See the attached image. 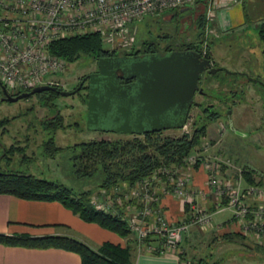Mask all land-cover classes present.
<instances>
[{
	"label": "rangeland",
	"instance_id": "374dc122",
	"mask_svg": "<svg viewBox=\"0 0 264 264\" xmlns=\"http://www.w3.org/2000/svg\"><path fill=\"white\" fill-rule=\"evenodd\" d=\"M263 3V0H247L244 7L241 5L240 8L244 25L228 32L218 29L216 20L211 15L215 10L211 1L193 10H164L156 14L157 16L148 15L129 24L126 30L111 35L112 41L110 38L108 42L104 41L100 34L104 47L110 52L113 51L112 53L133 50L134 46L139 48L143 41L164 39L168 35L172 36L174 43H182L196 39L194 37H197L198 28L195 21L199 15H205L207 22L202 52H205L206 45L209 44L210 55L216 65L214 67L218 70L203 73L201 85L213 97L226 98L230 103H241L238 106L239 111H244L243 116L235 118L232 122L227 113L225 115L224 108H218L220 115L207 123L206 135L201 141H213L205 155L222 154L230 158L234 165L255 169L257 178L262 180L264 186V43L257 34V26L264 21ZM93 60L90 56H81L71 63L65 61L63 71L53 74L50 79L57 81L64 90H73L79 76L92 70ZM257 79L261 81L258 82ZM207 80L213 85L217 83L218 86L208 87L205 85ZM231 89L234 90L233 93ZM250 92H254L258 97L249 94ZM84 94L81 90L80 93L68 96L59 95L50 100L55 104L53 107L45 105V99L37 94L15 102L2 101L0 168L3 171L29 173L57 181L76 192L92 189L91 198L99 194L103 188L96 187L93 178L79 176L73 172L72 146L89 140L126 139L131 138L133 134L103 132L96 128L99 123L89 125ZM204 100L209 101L210 98L206 97ZM197 112V108H192L184 127L166 129L161 131L160 135L177 137L190 131L194 114ZM56 114L61 116L63 124L62 128L53 134L54 143L61 149L48 152L44 141L50 133L43 129V122L52 119ZM223 127L221 132L219 128ZM20 147L22 149H16ZM11 148L13 150L12 153L8 152V161L3 155ZM230 215V210L224 209L213 216V222L216 225ZM109 233L114 236L116 234L112 231ZM253 235H244V238L228 241L221 237V232L214 229L203 233L197 227H192L188 239L184 240L183 237L180 244L188 258L194 254L195 258H204L210 263L218 261L219 264H264V230L258 237Z\"/></svg>",
	"mask_w": 264,
	"mask_h": 264
},
{
	"label": "built area",
	"instance_id": "2783aa9c",
	"mask_svg": "<svg viewBox=\"0 0 264 264\" xmlns=\"http://www.w3.org/2000/svg\"><path fill=\"white\" fill-rule=\"evenodd\" d=\"M193 1L0 0V81L9 93L42 84L59 86L50 78L62 72L66 62L47 50L54 40L99 32L104 41H112L111 35L146 15ZM219 129L222 132L224 127ZM210 144L209 140L201 142L185 157L184 166L161 167L127 191L124 184L115 186L112 194L102 189L90 201L98 210L120 213L138 246L151 253L178 249L190 226L203 232L219 228L213 225L212 211L206 205L209 194L214 209L231 211L235 231L258 237L264 230V186L246 182L244 167L234 165L230 158L206 156ZM194 169L205 173L207 190L193 188ZM228 169L231 172L224 174ZM169 194L187 206L186 218L170 221L165 217L159 202Z\"/></svg>",
	"mask_w": 264,
	"mask_h": 264
},
{
	"label": "trees",
	"instance_id": "16d2710c",
	"mask_svg": "<svg viewBox=\"0 0 264 264\" xmlns=\"http://www.w3.org/2000/svg\"><path fill=\"white\" fill-rule=\"evenodd\" d=\"M210 1L194 0L183 7L169 9L168 11H177L184 8H192L193 10L195 7L207 4ZM243 1L245 2V0ZM206 22L205 15H199L195 21L198 28L197 37H194L196 39L183 41L182 43L188 49H194L204 55L205 58L212 60L209 44L206 45L205 53L202 52ZM257 34L260 41L264 43V22L257 26ZM168 37L171 38L172 36H165V38ZM170 41L174 43L173 40ZM143 42L139 48L134 46L132 51L139 52L148 48H152L154 51L158 50L159 46L153 45L152 41ZM47 50L68 63L74 62L81 56H90L97 59L110 53L104 47L99 32L68 35L59 38L51 42ZM58 88L61 89V87ZM21 92L23 91L12 92L11 94L16 95ZM0 94H2L1 89ZM35 94L42 96L45 99L44 104L49 107L55 105L50 100L60 95L51 90ZM203 113L204 116L193 120L190 131L177 137L161 136V131H147L140 135H133L131 138L115 141L89 140L75 144L72 146L71 154L73 172L79 176L93 178L96 187L103 188L112 194L115 186L124 184L127 187L124 191H127L136 182L150 176L161 167L184 166L185 157L199 146L205 137L207 123L219 116V112L207 108H203ZM62 124V118L57 114L52 119L43 122V129L50 133L44 141L45 149L48 152L61 149V147L55 145L53 134L57 129L62 128ZM16 149L20 150L22 148ZM12 150L11 148L4 152L3 156L8 161L10 160V157H7L8 152L12 153ZM243 175L249 184H263L262 180L259 177L257 178L256 170L253 168L245 166ZM0 194H10L26 200L58 201L83 221L96 223L122 238H128L132 233L126 219L120 213L113 214L110 211L98 210L94 207L90 201L92 189L76 192L57 181L37 177L29 173L3 171L0 168ZM117 206L119 205L117 204ZM184 210L187 211L185 204ZM212 210H214V207ZM221 237L232 241L245 236L239 231H230L221 234ZM0 244L40 249L61 248L77 253L82 264H132L130 247L128 245L121 246L110 241H104L94 248L77 238L66 235L33 236L24 233H0ZM154 254H159V252H154ZM178 256L180 264H219L218 261L210 263L204 258L188 261L184 251H178Z\"/></svg>",
	"mask_w": 264,
	"mask_h": 264
},
{
	"label": "crops",
	"instance_id": "0c3cea01",
	"mask_svg": "<svg viewBox=\"0 0 264 264\" xmlns=\"http://www.w3.org/2000/svg\"><path fill=\"white\" fill-rule=\"evenodd\" d=\"M214 7L213 17L216 20L218 29L221 32H228L231 29H238L244 25L241 15L243 0H211ZM210 1V2H211ZM234 1V3H232ZM256 0H252L255 2ZM264 1V0H263ZM264 4V3H263ZM264 22V21H263ZM216 134V133H215ZM218 137V135H215ZM219 138V137H218ZM211 141V140H209ZM211 141L210 143H212ZM218 144V142H216ZM213 145V143H212ZM214 155V154H213ZM231 170H224L223 173H230ZM193 188L207 190L205 185V173L201 169H194ZM206 205L212 211V217L224 209L217 210L213 200L208 195ZM162 212L170 221H176L188 216L184 210V202L173 195H163L159 202ZM231 212V211H230ZM231 215L220 222L219 228H212L216 231H235L236 225L231 221ZM213 225L214 222H213ZM215 225V226H216ZM184 235V240L189 237V231ZM198 229V228H197ZM200 232V229H198ZM210 230V229H209ZM204 232H207L206 230ZM203 232V233H204ZM0 233L15 234L24 233L33 236L43 235H66L77 238L90 246L96 248L104 241L128 245L131 250L130 259L132 264H180L178 251H184L188 261L197 259L193 254L188 258L185 249L179 245L178 249L165 251L159 254L148 252L145 248L138 246L133 233L128 238L118 237L109 230L100 227L96 223L84 222L77 215L58 201L26 200L10 194H0ZM154 244H157L153 241ZM0 264H82L80 256L72 251L61 248H26L19 246H5L0 244Z\"/></svg>",
	"mask_w": 264,
	"mask_h": 264
},
{
	"label": "water",
	"instance_id": "95a60500",
	"mask_svg": "<svg viewBox=\"0 0 264 264\" xmlns=\"http://www.w3.org/2000/svg\"><path fill=\"white\" fill-rule=\"evenodd\" d=\"M97 63L98 74L106 80L110 74V59L101 57L97 59ZM206 69L210 72L217 71L208 58L193 49L174 50L163 56L151 55L139 61L129 59L122 71L126 72L128 77L134 78L138 85L134 88L128 105L124 106L117 96L108 94L106 85L102 86V94L92 93L90 88L87 104L88 124L92 115L96 117L100 110H103L102 114L109 115L111 124L107 131L113 133L142 134L147 131L184 127L199 76ZM79 88L80 86L73 91H67L53 85L42 84L13 95L0 81L2 92L0 100L15 102L49 90L68 96ZM124 94L125 90H122L121 96H125ZM167 113L173 117L179 115L178 121L174 124L162 122Z\"/></svg>",
	"mask_w": 264,
	"mask_h": 264
},
{
	"label": "flooded vegetation",
	"instance_id": "af4514ba",
	"mask_svg": "<svg viewBox=\"0 0 264 264\" xmlns=\"http://www.w3.org/2000/svg\"><path fill=\"white\" fill-rule=\"evenodd\" d=\"M170 40H173L172 37L171 38H164V39H155V40H151L153 42V45L159 46L158 50L154 51L152 50V48H148V49H142L139 52H135L132 50H127V51H123V52H110L109 54L100 56L98 58H108L110 59V74H108V78L105 80L103 78V76L98 74L99 71V67H98V63H97V59H94V65L92 70L82 74L81 76H79L77 84L75 86L74 89H76L78 86H80V88L75 92V93H80L81 90H83L85 92V98H86V119H87V104H88V96H89V89H92V93H98V94H102V86L106 85V91L108 92V94L110 95H114L117 96L121 101L122 104L124 106H127L129 103V99L132 98L133 96V92H134V88L138 85L137 83H135V79L134 78H130L128 77V75L126 74V72L122 71V68L124 65L127 64L129 59H133L136 61L142 60L147 56H151V55H159V56H163L166 55L174 50H188V48L184 45V43H171ZM162 42H165L164 44H162ZM173 44V46H172ZM194 50V49H193ZM211 61V65L212 67L216 66L214 64V62L212 60ZM218 70V68H217ZM210 71L208 69H206L203 73H206ZM234 72V71H233ZM200 74L198 82H197V88L193 94L192 100H191V104L189 106L188 109V113L186 115V122L189 119V115L190 112L192 110V108H197L199 112L194 114V118H198L200 116H204L203 113V108H207L208 110H213V111H217L219 112L218 108H224V113L229 119L232 120V122H234L235 118H239L240 116H243L244 111L240 113L239 111V104H235V103H230L228 101H226V98H218V97H213L211 96L209 93H207L204 90V86L201 85V79H202V74ZM236 73V72H234ZM256 80V79H255ZM91 81V82H90ZM257 81H261L260 79ZM205 85H207L208 87H215L218 86V84L216 83L215 85L211 84L209 82V80H207L205 82ZM60 87V86H58ZM56 87V88H58ZM60 89V88H58ZM73 89V90H74ZM60 90H64L63 88H61ZM73 90H69V91H73ZM122 90H125V96H121ZM104 91V89H103ZM232 93L234 92V90H230ZM74 93V94H75ZM249 94L254 95L256 97H258L254 92H250ZM2 97V94H0V98ZM197 97H201L200 99H197ZM210 98V100L205 101L204 99ZM259 99V98H258ZM1 101V100H0ZM111 105V104H110ZM103 110H100L99 114L94 117L92 115L91 117V121L89 123V125L93 124V123H99V127L97 126L96 128H98V130L103 131V132H111V131H107V129L111 128L109 126H111V124L109 123V115L102 114ZM167 117H164L162 122H170V123H175L178 121L177 116L173 117V115H171L170 113L166 114ZM220 115V112H219ZM170 119H175V121L173 122ZM192 120V122H193ZM93 127V126H92ZM94 128V127H93ZM170 129V128H169ZM166 129H160L159 131H164ZM145 133V132H144ZM133 135H140L137 133H132ZM129 134V135H132ZM143 134V133H142Z\"/></svg>",
	"mask_w": 264,
	"mask_h": 264
}]
</instances>
